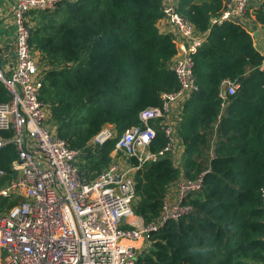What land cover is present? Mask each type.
<instances>
[{
    "label": "trees",
    "instance_id": "obj_1",
    "mask_svg": "<svg viewBox=\"0 0 264 264\" xmlns=\"http://www.w3.org/2000/svg\"><path fill=\"white\" fill-rule=\"evenodd\" d=\"M162 1L74 0L51 11L29 12L48 19L30 25V44L44 72L39 99L48 106L57 135L81 151L79 168L88 178L110 162L117 137L140 122L139 111L160 104V92L177 87L169 68L176 46L170 33L157 28ZM175 1L177 11L199 32L222 4ZM251 1L254 21L264 26V0ZM59 10L63 19L57 23L49 17ZM192 59L199 90L184 103L175 129L180 163L166 153L136 171L134 214L147 223L158 215L170 184L208 171L189 199L193 210L151 232L136 263L263 264L264 53L240 24L227 22L211 27ZM226 79L239 85L222 98ZM8 99L0 81V102ZM106 123L116 135L89 145ZM156 129L149 147L155 152L167 142ZM11 135V129L0 130V138ZM16 156L12 143L0 147V185L14 176L10 164ZM14 201L0 197V211Z\"/></svg>",
    "mask_w": 264,
    "mask_h": 264
},
{
    "label": "built area",
    "instance_id": "obj_2",
    "mask_svg": "<svg viewBox=\"0 0 264 264\" xmlns=\"http://www.w3.org/2000/svg\"><path fill=\"white\" fill-rule=\"evenodd\" d=\"M65 1L74 0H15L11 6L15 60L3 65L0 55V81L9 95L0 102V130L11 129L12 135L0 138V147L12 143L17 156L10 164L14 176L0 185V197L15 200L0 211V264H137L151 232L193 210L189 199L200 190L208 168L170 184L173 191H166L155 218L121 228L124 218L136 217L134 175L166 153H173L179 165L182 148L175 129L184 103L199 90L192 55L206 43L213 26L237 23L252 35V1L222 0L203 32L177 11L175 0L162 1L160 20L168 25L176 46L169 68L177 87L160 92V104L139 111L140 122L117 137L110 162L93 178L79 168L81 151L48 127L49 108L39 99L44 72L33 55L26 21L30 11H50ZM238 85L237 80H223L220 96L234 94ZM156 128L167 142L155 152L149 147ZM115 135L114 126L106 123L88 144L100 145Z\"/></svg>",
    "mask_w": 264,
    "mask_h": 264
},
{
    "label": "crops",
    "instance_id": "obj_3",
    "mask_svg": "<svg viewBox=\"0 0 264 264\" xmlns=\"http://www.w3.org/2000/svg\"><path fill=\"white\" fill-rule=\"evenodd\" d=\"M15 0H0V55L1 61L4 65L5 63H14L15 60V52H14V39H15V25L13 22V18L11 15V6ZM51 11V10H50ZM31 15V13H30ZM37 18L29 17V22H34L35 25L37 22H41L42 19L39 18L38 14H36ZM251 24L254 26H260L254 21L253 14L250 13ZM32 25V24H30ZM261 31L256 30L253 32V37L258 36L259 39H264V26H260ZM157 28L159 32L165 33L168 32L169 27L164 20L157 21ZM170 193L173 191V187L167 190ZM135 218H141L136 215ZM142 219V218H141ZM143 220V219H142ZM144 223V221H143Z\"/></svg>",
    "mask_w": 264,
    "mask_h": 264
},
{
    "label": "rangeland",
    "instance_id": "obj_4",
    "mask_svg": "<svg viewBox=\"0 0 264 264\" xmlns=\"http://www.w3.org/2000/svg\"><path fill=\"white\" fill-rule=\"evenodd\" d=\"M58 13H59L58 15H50L49 18H53L58 23V21H60V18L63 19V16H62L60 10H59ZM32 15L33 14L30 15V13H27V15H26V21H27V24H29V25L30 24H32V25L34 24L33 21H31V23H30L29 20H27ZM33 18H36V17H33ZM45 21H48V19L47 18H44L43 21H41V23H44ZM250 25H251V27L253 29L251 31L252 32V35H253V32H255L256 30H259V32L261 31V27L260 26H255V25L253 26L252 24H250ZM253 40H254V44H255L256 48H258L261 52L264 53V39H259L258 36H254L253 37ZM32 52H33V55H34L35 59L38 60V63H39L40 59H39V53H38V51L32 48ZM39 65L41 66V62L39 63ZM95 109H96V107H95ZM48 127L50 129H53V127H55V126L52 125V122H49L48 123ZM130 222H133V225L130 224ZM122 224H128V225L130 224V226L131 225L132 226L143 225V220L141 218H135V217L131 218V217H128L126 219L124 218Z\"/></svg>",
    "mask_w": 264,
    "mask_h": 264
},
{
    "label": "water",
    "instance_id": "obj_5",
    "mask_svg": "<svg viewBox=\"0 0 264 264\" xmlns=\"http://www.w3.org/2000/svg\"><path fill=\"white\" fill-rule=\"evenodd\" d=\"M264 264V263H263Z\"/></svg>",
    "mask_w": 264,
    "mask_h": 264
}]
</instances>
